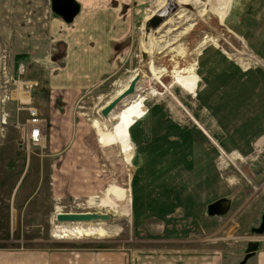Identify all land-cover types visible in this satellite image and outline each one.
I'll list each match as a JSON object with an SVG mask.
<instances>
[{"label":"rangeland","instance_id":"374dc122","mask_svg":"<svg viewBox=\"0 0 264 264\" xmlns=\"http://www.w3.org/2000/svg\"><path fill=\"white\" fill-rule=\"evenodd\" d=\"M134 1L81 3L57 31L48 20L59 17L50 0L0 1V49L21 30L29 41L24 59L31 79L44 80L55 67L63 49L53 45L67 47L71 77L81 72L83 81L75 108L92 132L83 134H93L94 169L108 177L87 197L49 203L41 196L36 217L15 230L21 244L6 246L112 249L136 259L162 253L197 256L198 264L206 257L214 264H239L248 244L257 242L246 264H264V0H153L147 7L150 0ZM180 27L163 52L147 54ZM62 33L63 44L56 41ZM243 62L250 63L247 70ZM136 76L135 93L112 111L120 121L108 126L101 110ZM2 81L1 94L8 85ZM48 90L40 84L32 92L46 97ZM142 100L146 109L131 115ZM208 136L229 153L220 157ZM38 146L29 141L24 147L28 154ZM232 151L244 162H232ZM124 163V174H118ZM219 200L229 206L223 215L211 211ZM66 212L106 214L110 220L97 224L107 235L59 238V226L77 225L57 222Z\"/></svg>","mask_w":264,"mask_h":264},{"label":"crops","instance_id":"0c3cea01","mask_svg":"<svg viewBox=\"0 0 264 264\" xmlns=\"http://www.w3.org/2000/svg\"><path fill=\"white\" fill-rule=\"evenodd\" d=\"M75 1L79 6L81 3L126 5L135 3L134 0ZM156 1L165 4L167 0ZM13 2L45 5L49 0ZM152 2L153 0H150L146 3V7ZM50 7L52 9V0ZM55 15L60 18L49 17L48 20L51 21L53 30L57 31L64 27L61 20L63 17L56 13ZM147 18L148 16L145 20ZM1 30V34L4 35L6 29ZM66 36L62 33L60 35L62 38H57L56 41L65 42ZM7 40L5 49L1 50V81L8 85L3 86L1 106L4 120L0 131V264H198L197 256H167L153 253L136 259L127 253L112 249L51 250L6 246L21 244V240L15 238V230L25 227L32 217H36L37 207L41 206L36 201L41 196L49 203L72 197H87L94 194L102 182L108 179L107 175L98 174L94 169L96 150L93 134H83V130L86 129L91 132L81 122V112L75 108L83 81L81 72L77 78L71 77L69 59L64 54L67 47L53 45L58 50L63 49L62 56L55 58L57 59L55 67L48 71L44 80H35L26 72L30 68L27 58L24 59L30 51L27 36L22 35L21 30H14ZM56 52H58L56 49L52 50V53ZM249 64L245 67L243 62L245 70ZM29 84H45L49 89L46 97L43 94H34L32 91L37 86L29 89ZM30 109H35L41 119L42 140L40 146L32 148L27 154L24 146L31 142L28 124ZM42 134H45L44 137ZM209 139L221 152L220 157L223 154L225 157L229 153L225 152L211 136ZM232 154H236L244 162L240 153L232 151ZM203 262L202 264H214V260L207 257Z\"/></svg>","mask_w":264,"mask_h":264},{"label":"water","instance_id":"95a60500","mask_svg":"<svg viewBox=\"0 0 264 264\" xmlns=\"http://www.w3.org/2000/svg\"><path fill=\"white\" fill-rule=\"evenodd\" d=\"M79 4L75 0H52V10L63 17V19L70 23L73 18L79 12ZM1 72H2V54L0 49V131L1 125L3 123L2 115H1V106H2V94H1ZM139 81V76H136L135 80H133L129 87L124 91L123 94L115 98L111 101L103 110H101V116L103 118H107L108 115L114 111V109L118 106V104L124 100L126 97H129L135 93L136 85ZM147 139V137L145 136ZM147 141V140H146ZM228 203L225 200H219L212 204L211 211L213 214L223 215L228 211ZM56 220L59 223L64 222H97V221H109L110 218L107 215H98L95 213L90 212H80V213H59L56 216ZM261 232V231H259ZM258 243L257 242H250L248 244V248L246 250V255L244 259L239 264H246L247 261L253 257L257 251Z\"/></svg>","mask_w":264,"mask_h":264},{"label":"bare ground","instance_id":"6f19581e","mask_svg":"<svg viewBox=\"0 0 264 264\" xmlns=\"http://www.w3.org/2000/svg\"><path fill=\"white\" fill-rule=\"evenodd\" d=\"M223 10H221L220 11V14H221V12H222ZM195 16V15H194ZM191 20H193V19H191ZM186 25V24H185ZM184 25V26H185ZM183 26V27H184ZM180 30H182V27H180V28H178V29H172L171 30V34L166 38V41L163 43V44H159V46L158 45H155V44H152L150 47L152 48V50L150 51V52H148L147 54H159V53H161V52H163L165 49V47L164 48H162V46H164V44H166V43H168V42H170V41H172L173 40V34H175L176 32H179ZM177 34V33H176ZM175 36V35H174ZM168 39V40H167ZM208 39V38H207ZM166 46V45H165ZM144 54H146V52H143ZM180 57L182 58L183 56L182 55H180ZM136 78V77H135ZM135 78L133 77L131 80H130V82L128 83V84H125V85H122L121 86V88L116 92V95H114L106 104L108 105L111 101H113L114 100V98H116L117 96H119L120 94H122V93H124V91L129 87V85H130V83L133 81V80H135ZM199 88H200V83L199 84H197V86H196V90L198 91L199 90ZM113 99V100H112ZM144 100H142L141 102L140 101H138L137 103L138 104H136V106L135 107H137L135 110H133V112H132V114L131 115H136L138 112H139V107L140 108H144V109H146L145 107V104H144V102H143ZM106 105V106H107ZM106 106H104V108L106 107ZM103 108V109H104ZM102 109V110H103ZM135 111V112H134ZM105 119H108V121H107V125L108 126H111V127H113L114 125H113V121H115V122H118V121H120L119 119V117H113V114H112V112L108 115V117L107 118H105ZM30 120V119H29ZM123 122H126V120H123ZM29 123H31L32 125H31V133H30V136H32V132H33V130L36 128V129H38L39 130V132H41L40 131V128H39V124H33L32 122H29ZM98 125V123L97 122H95V124H94V127H96V128H100V126H97ZM107 129V128H106ZM40 136H41V133H40ZM118 140H122V138H118ZM31 142L33 143V141H32V138H31ZM127 141H122L121 142V144L122 143H126ZM118 144H120V142H118ZM121 150V149H120ZM222 159V158H221ZM236 159H238L237 158V156L235 155V158H232L231 157V161L233 162V161H235ZM124 167H126L125 166V163H124V165H123V168H121V169H119L118 170V174H124ZM128 168V167H127ZM96 214V213H95ZM98 215H103V214H98ZM104 215H106V214H104ZM109 217V216H108ZM110 218V217H109ZM66 223H76L77 225H74V226H72L71 228H67V227H64V226H59L58 227V233L60 234V235H58L59 236V238H66V237H68V236H72V237H74L75 235L76 236H79V237H99V238H101V237H105L107 234H106V230H105V228H104V226L102 225V224H97V223H103L102 221H97V222H83V221H78V222H66ZM85 223H96V224H85Z\"/></svg>","mask_w":264,"mask_h":264},{"label":"built area","instance_id":"2783aa9c","mask_svg":"<svg viewBox=\"0 0 264 264\" xmlns=\"http://www.w3.org/2000/svg\"><path fill=\"white\" fill-rule=\"evenodd\" d=\"M37 86V84H29L28 88L29 89H34ZM29 115H30V120L29 122H32L33 124H41V119L38 116V113L35 109H30L29 110ZM40 133L38 129H34L32 132V141L34 145H39L41 144L42 137L40 136Z\"/></svg>","mask_w":264,"mask_h":264}]
</instances>
